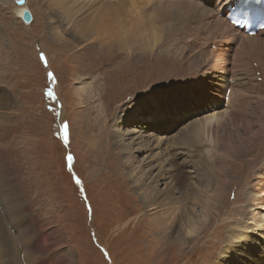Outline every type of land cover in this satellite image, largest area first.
<instances>
[{
	"label": "rangeland",
	"instance_id": "rangeland-1",
	"mask_svg": "<svg viewBox=\"0 0 264 264\" xmlns=\"http://www.w3.org/2000/svg\"><path fill=\"white\" fill-rule=\"evenodd\" d=\"M24 5L33 14L30 24L18 17L22 6L16 0H0V99L9 101L4 111L10 116L0 137V153L7 159L1 170L10 167L8 176L21 185L27 204L18 190L11 191L9 196L20 206L22 225L12 218L17 226L11 234L0 217V230L13 236L10 254L6 238H0V264H22L15 238L30 244L42 238V252L33 248L34 252L27 249L25 254L27 260L32 255L34 264H220L227 262L225 258L230 259L223 253L233 242V232L241 234L250 250L246 253L252 259L247 261L264 264V174L260 175L264 168V140L259 143L261 146L248 147L251 143H245L247 153L228 162L227 174L221 176L223 184L208 188L209 183L200 180L203 167L195 168L191 161H185L193 157V148L179 145L178 139L184 127L193 130L199 121L216 112H227L228 108L187 120L168 133L165 132L172 114L156 111V96H168L177 90L174 88L180 78L191 85L190 76L200 70L212 80L227 76V71L238 65L241 69L235 68L229 74L238 75L249 92L255 93L248 104L243 102L253 109L249 116L255 122V112L260 113L259 118L264 113V65L252 67L229 60L222 72L214 76L220 71L212 66L217 58L220 61L216 50L206 46L193 48L194 41L181 36L167 38L168 32L176 31L172 25L161 30L158 39L146 37L122 47L119 39L130 35V28H125L129 29L126 34L120 32L127 23L126 11L121 20L108 15L110 20L107 17L101 23L106 29L105 37L102 35L97 43L89 45L72 40L65 17L49 10L46 0H26ZM166 14L164 21L168 23L196 19L189 12ZM214 16L212 13L208 18L218 17ZM55 26L63 29L66 41L53 38L51 30ZM203 27L200 23V29H192L197 44L206 42L202 36L208 35L209 40L219 38V46L226 47L224 34L219 31L215 36ZM196 30L202 36H197ZM234 40V44L240 43L238 34ZM232 44L228 43L227 48H233ZM194 54H202V68L201 63L190 62L186 71L183 66ZM175 77L180 78L174 83ZM220 120L229 122L230 118ZM209 137L206 133L194 151L232 160L222 154L221 148H226L221 147L213 133V138ZM236 145L240 143L236 141ZM69 155L71 160L67 159ZM201 160L202 163L204 157ZM179 162H184L183 168ZM220 164L221 161L215 165L216 171L209 170L212 175H216ZM178 170L186 176L185 182ZM138 177L144 183L138 184ZM77 178L80 184L76 183ZM216 178L220 181V176L210 179ZM150 180H154L151 185ZM258 186L261 195L254 203L250 194L259 192ZM159 194L169 203L164 210L156 206L161 202ZM153 195L159 198L156 204ZM168 195L178 200L180 208L172 205ZM187 195H196L200 203L194 204ZM179 210L181 214L172 231L168 229L172 223L163 216ZM191 216L197 222L201 219L200 231L188 235L183 224L187 226ZM33 218L36 221L32 223ZM180 236L187 238L183 245L177 241ZM233 243L231 247H237ZM227 254L231 255V251Z\"/></svg>",
	"mask_w": 264,
	"mask_h": 264
},
{
	"label": "bare ground",
	"instance_id": "bare-ground-1",
	"mask_svg": "<svg viewBox=\"0 0 264 264\" xmlns=\"http://www.w3.org/2000/svg\"><path fill=\"white\" fill-rule=\"evenodd\" d=\"M46 4H47L46 6L48 7L49 10H51L54 13L63 15L65 17L66 30L69 29L70 35L73 36V38H72L73 41H74V39H76L79 41L86 42L89 45H92L95 42L97 43L98 40L103 38L102 35L106 32V29L104 30L102 25H101L102 21L107 17L110 20V16H108V15H113V16H115L121 20V16L124 15L123 11H126V12H128V19L126 18L127 23L125 25H123V23H122V25H123L121 27L122 31H120V30L119 31L124 32L126 34V30L129 31V29L125 30V28H130V35L124 34L125 36L121 37L120 39L118 38L119 39L118 43H120L122 45V47H124L125 45H129V44H135V43L145 39L146 37H152L153 38L154 36H156V38L157 37L160 38L161 37V33H160L161 30H163L165 28H169V26L172 25L175 27L176 31L168 32L167 34H169L170 36L166 35L167 38H172L174 36H176V37L181 36L182 38H187V39L189 38V39L194 41L191 43V47L197 48V45H196L197 43H195L196 42V35L195 34L191 35V32H192V29H194V28L198 29L200 27V23H201V25L204 26L203 29H205L207 32L213 31L216 34L217 32L220 31L218 34H222V36H223V34L225 35L224 44L226 45V47H225V49L218 48L216 50V53H217L216 56L220 57V61L217 58V61H215V63H213V65H212L213 68L216 70L222 69L224 64L225 63L227 64V62L229 60H231V57H232V50L231 49H233V48H231V49L227 48V46H228L227 44L230 42H232L233 44L235 43L234 39H235L236 35H235L234 31L236 29L232 25H230L229 23H227L225 20H223L221 18L216 17V18L209 19L208 17L212 14L211 11L209 9L205 8L204 6L199 5L198 2H196L194 0H46ZM114 9H115V11H114ZM169 11L171 13L189 12L190 15H192L196 19L194 20V22L190 21V20H180V21L175 22V23H168V22L164 21V18L168 17V15L166 13ZM20 12H22V10H20ZM206 18H208V19H206ZM193 23H195V26H192ZM108 29H109V27H108ZM62 30L63 29H61L59 26H55L52 28L51 34L55 40L66 41V38H64L65 34L62 32ZM198 38L200 39V37H198ZM229 38H230V41H229ZM218 39L219 38H217V40H216L217 42H218ZM239 39H240V36H239ZM72 43H74V42H72ZM94 46H96V45H94ZM92 51H93V49H92ZM234 51H235V53L233 55H236V57H237L236 60L238 62H243L244 65L252 66V67L264 65V39H260L258 37H255V38L243 37V39L240 40V43L237 45L236 50H234ZM195 53H197V52H195ZM202 57H203L202 54H194L192 57L189 58V60H187V61H189V63L187 62L188 64H185L183 67L187 71L189 69V66L191 65L190 62L191 63L193 62V64H195V63L200 64L201 63L200 64V67H201L202 61H203L201 59ZM192 58H194L195 60L192 61L191 60ZM253 64H257V65H253ZM181 75L183 76V75H189V74L182 73ZM193 75L194 76H190V80H192L193 77H195V76L198 78H199V76H206V73L200 70ZM179 78L180 77H175L174 83ZM183 80H184L183 78H180L178 83L175 84L174 89L180 90L179 88L182 87V89L180 91H183L184 95L191 98L192 97L191 91L193 90L194 87L192 86V84L191 85L190 84H184ZM177 90H173V91H177ZM218 90L221 92V89H218ZM180 91H177V92H180ZM237 97H238V94H237ZM242 97H243V95H241V98ZM6 99L5 100L0 99V137L3 135V133L6 129V122L10 118L8 112L4 111V109L6 110L9 107L8 106L9 101H7ZM201 100H203V99H201ZM201 100H199V101H201ZM247 104H248V100H247ZM260 107H261V105H260ZM252 110L253 109H249L246 105L241 104L238 106L237 110L234 112L232 110H230V111L228 110L227 112L226 111L225 112L220 111L221 114H218V112L211 114V116L204 119V121H202V120L199 121V124L196 127H194L193 130H185L187 126L181 130L184 132H183V134H180L181 137H179V139H178L179 145H187V146H190L191 148H193V157L190 159L185 158V161H188V160L191 161L190 165L195 167V168H198L200 166L203 167L204 171H202L200 173V177H201L200 180H201V182L206 181L207 183H209L207 185L208 188H213L215 185L219 186L220 184H223V182L221 180V176H222V174H227L226 168H228V162L233 163V160H235V159L239 160V158L241 156H244L247 153L246 149L248 147L261 146V145H259V143L261 144V142L264 140V128H263V126H264V121H263L264 120V113H262V115L259 118L260 113L256 111L255 112V122H251V117L249 115L251 114ZM223 117H226V119L230 118L229 122L228 121L221 122L220 118H223ZM240 118H243V119L239 122L238 119H240ZM178 123H179V121H177L176 125H178ZM260 124L262 125V127L260 126ZM206 130H209V131H206ZM206 133L207 134L209 133L211 135V137H209V138H213L212 137V133H213V136H215L216 140L220 142L221 147L226 148V149L221 148V150H224L222 152V154L225 157L226 156L227 157H233L232 160L226 161L223 159V157H220V158L219 157H211V156L209 157L206 155L205 152L197 153L194 151V149L196 147H198V144L203 141V136H205ZM236 141H238L240 143V145H236ZM245 143H248V144L251 143V145L249 144L250 146H248L246 148ZM227 150H230V151H227ZM4 156H5L4 154L0 153V157L2 158V159H0V174H2L1 176L5 175L7 177L8 173H9L8 169H10V167L9 168L5 167L3 170H1V167H4L7 165V163H6L7 159L4 158ZM202 157H204V161L201 163ZM220 161H221L220 165H222V162H225L226 164L223 165V167L219 165V168H217L218 172L216 173V175H212L213 173L209 170L215 169V165ZM174 162H176L175 157L172 158L173 167L175 165ZM179 163L181 164V166L184 164V162H179ZM179 163H178V166L180 167ZM257 163L258 162L254 163V165H256ZM262 169H264V168H261L260 175L262 173L264 174ZM213 171H216V169ZM178 175H180L183 178L184 182L186 181V176H183L182 172L179 170H178ZM216 176L217 177L220 176V181L218 178H216L215 180L210 179V178H215ZM8 177L9 178H5V181L8 184V189L10 191H15V192H16V190H18V192L21 195V199L26 204V200H24V197L22 196V191L20 188L21 185L19 186V184L16 181L12 180L10 178L11 176H8ZM143 177H145V175H143ZM143 180L144 179H140V177H138L136 179V182L138 184H140V182H142ZM143 183H144V181H143ZM152 183H154V180H150L149 185H151ZM149 185L146 186V188H148ZM3 186H4V184H3ZM153 187L155 188V186H153ZM260 187L261 186H258L259 192L254 191L253 194H250L251 195L250 198H251V200H253L254 203H256V201H257L256 198L261 195L260 194ZM0 195H2V196H0V199L3 201V204L5 205V207L8 211V214L10 216H12L14 221L18 222L19 219L15 215V211H14L15 210V202L13 200H10V198L7 196V194L4 190V188L2 187L1 183H0ZM155 197H157V196L153 195L151 197L152 199H154L155 204H156V201L159 198H161V200H160L161 202L156 205V206H158V208L164 210L165 208H167L169 206L168 200L166 198H162L161 194H159V198H155ZM187 197H189L191 200H193L194 204L198 202V200H197L198 198L196 195H193L192 197L187 195ZM168 198H170L169 195H168ZM170 199L172 202H174V204H172L173 206H175L176 208L179 207L177 205L178 200H174L173 197ZM262 201L264 203V200H262ZM182 202H184V201H182ZM179 203H181V202H179ZM198 203H200V201ZM205 203L207 204L208 202L206 201ZM204 206H205V204H204ZM208 209H209V207L205 210L208 211ZM189 210H191V207H189ZM27 211H29V210H27ZM187 212H188V210L186 211V213ZM180 214L181 213L179 210L177 213H174L173 215L166 214V216H163L164 219H168L169 222L172 223V224L168 225V229H172V231L174 230V228H175L174 221L180 217ZM200 220H199V222H197L195 220V218H193L191 216L189 218V222L187 223V226L185 224H183V226H184L183 228L188 231V235L193 234V233L197 234L200 231V228L198 226V225H200V222H201ZM0 232H1L0 238H6L4 242L6 243V246L8 248V253L10 254L12 252V244H11L12 241L10 238H13V236L12 235H10V236L5 235V231L3 230V228H2V230H0ZM38 232H36V233H38ZM244 232H247V231H244ZM18 235H19V233H18ZM28 235H29V233H28ZM43 237H44V235H43ZM231 238H233V240H231V241H233V242L235 241L237 243V244H235V245H237V247H234V246L231 247L234 243L232 242L231 245L229 243L230 246L227 245L229 247L224 248L225 251H224L223 255L224 256L227 255L228 257H230V259L225 258L227 260L226 263H223V261L219 262V263L220 264H250L247 260H251L252 257L248 256V254L246 253V252H249L250 250L247 249L246 242L243 240V237L241 236V234H237V233L233 232L231 234ZM183 239H187V238L182 237V236L178 237L177 241L179 242L180 245H183L186 242V241H183ZM2 245H4V244H2ZM248 246L253 250L255 249V247L251 243H249ZM33 248L37 252H42L44 250L43 248H41V245H39V243H37L36 245H34L30 249L33 250ZM34 250H33V252H34ZM229 251H231V255L227 254ZM11 261H13V260H11Z\"/></svg>",
	"mask_w": 264,
	"mask_h": 264
},
{
	"label": "water",
	"instance_id": "water-1",
	"mask_svg": "<svg viewBox=\"0 0 264 264\" xmlns=\"http://www.w3.org/2000/svg\"><path fill=\"white\" fill-rule=\"evenodd\" d=\"M16 2L18 5L22 6L18 11V15L21 16L25 24H30L33 20V14L31 9L24 5L26 0H16ZM20 10H22V12H20Z\"/></svg>",
	"mask_w": 264,
	"mask_h": 264
},
{
	"label": "snow or ice",
	"instance_id": "snow-or-ice-1",
	"mask_svg": "<svg viewBox=\"0 0 264 264\" xmlns=\"http://www.w3.org/2000/svg\"><path fill=\"white\" fill-rule=\"evenodd\" d=\"M41 59H42V60H45V63H46V58L43 56V53H41ZM49 75L52 76L53 74H52V73H49ZM48 94H49V96L52 95L51 90H49ZM67 159H68V160H71L72 157L69 155V156L67 157ZM76 183H77V184H80V183H81V181L79 180V178L76 179Z\"/></svg>",
	"mask_w": 264,
	"mask_h": 264
}]
</instances>
